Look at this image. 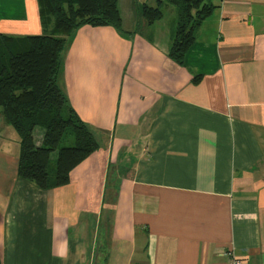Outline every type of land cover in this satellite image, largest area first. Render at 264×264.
Returning <instances> with one entry per match:
<instances>
[{"label": "crops", "instance_id": "crops-1", "mask_svg": "<svg viewBox=\"0 0 264 264\" xmlns=\"http://www.w3.org/2000/svg\"><path fill=\"white\" fill-rule=\"evenodd\" d=\"M210 2L182 65L167 2L147 25L157 0H118L122 32L69 37L58 84L99 147L68 184L18 176L0 111V264H264V0ZM44 31L38 0H0V33Z\"/></svg>", "mask_w": 264, "mask_h": 264}, {"label": "trees", "instance_id": "trees-1", "mask_svg": "<svg viewBox=\"0 0 264 264\" xmlns=\"http://www.w3.org/2000/svg\"><path fill=\"white\" fill-rule=\"evenodd\" d=\"M157 1L155 7L140 5L138 17L151 25L163 18L162 3L176 8L168 57L182 65L198 28L215 5L210 0ZM38 2L43 34L0 33V111L20 139L18 176L46 190L68 184L71 171L99 147L58 84L68 39L83 26L123 30L118 0ZM193 80L198 82L200 76ZM37 127L44 130L41 145L34 138ZM53 153L56 167L50 171Z\"/></svg>", "mask_w": 264, "mask_h": 264}, {"label": "built area", "instance_id": "built-area-1", "mask_svg": "<svg viewBox=\"0 0 264 264\" xmlns=\"http://www.w3.org/2000/svg\"><path fill=\"white\" fill-rule=\"evenodd\" d=\"M224 257V264H243L242 258L237 256L232 249L222 251Z\"/></svg>", "mask_w": 264, "mask_h": 264}, {"label": "rangeland", "instance_id": "rangeland-1", "mask_svg": "<svg viewBox=\"0 0 264 264\" xmlns=\"http://www.w3.org/2000/svg\"><path fill=\"white\" fill-rule=\"evenodd\" d=\"M11 130L14 132V130L12 128H11ZM36 132L37 133H40V134H43L44 133V130L42 128H40V127H37L36 128ZM14 134H15V132H14ZM55 158H56V153H53L52 154V157H51V162H50V171L52 170V168L55 169V167H56V165H55Z\"/></svg>", "mask_w": 264, "mask_h": 264}]
</instances>
